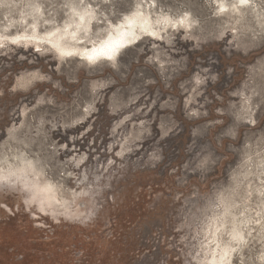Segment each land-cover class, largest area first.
Listing matches in <instances>:
<instances>
[{
    "label": "rangeland",
    "instance_id": "1",
    "mask_svg": "<svg viewBox=\"0 0 264 264\" xmlns=\"http://www.w3.org/2000/svg\"><path fill=\"white\" fill-rule=\"evenodd\" d=\"M44 2L65 18L64 0ZM146 2L201 23L192 30L173 26L168 42L146 37L121 54L118 72L103 65L78 69L75 61L61 66L28 48L0 56V150H11L14 130L24 125L38 167L59 181L53 185L69 209L94 205L80 180L86 169L98 168L111 183L87 223L78 212L73 223H55L19 195L0 192V264H191L218 196L236 185L233 213L254 223L233 264H258L264 177L257 178L255 161L247 179L249 166L237 165L244 142L264 133V34L251 16L222 32L203 0ZM130 7L127 0L105 4L117 17ZM193 72L209 79L207 88L195 84ZM247 93H259L258 107L230 139L228 105ZM41 119L50 136L36 139ZM148 128L151 135L138 138ZM126 142L133 151L118 155ZM84 155L88 163L77 167Z\"/></svg>",
    "mask_w": 264,
    "mask_h": 264
},
{
    "label": "clouds",
    "instance_id": "2",
    "mask_svg": "<svg viewBox=\"0 0 264 264\" xmlns=\"http://www.w3.org/2000/svg\"><path fill=\"white\" fill-rule=\"evenodd\" d=\"M127 2L131 7L117 17L105 8V4L111 3V0H64L61 10L65 18L61 20L60 13L54 15L47 10L44 0H0V56L14 55L19 49L28 48L43 57L54 58L61 66L75 61L78 69L87 70L103 65L118 72L121 67L119 57L126 49L136 46L146 37L168 42L176 23V18L169 12L154 10L153 5L146 0ZM203 3L210 8V14L220 21L218 27L222 32L231 29L233 22L239 23L240 18L251 16L256 28L264 34V0H203ZM200 23L199 19H195L194 26ZM176 27L179 28V25ZM191 78L198 86L207 88V77H200L193 72ZM48 79L51 80V77ZM217 81L213 78L210 82L215 85ZM258 95L247 93L241 98L240 104L229 103L227 115L230 122L227 127L233 130L230 139L239 136L240 125L250 122L253 109L258 107L254 103ZM38 125L41 131L33 133L36 139L48 134L43 119L38 121ZM51 128L55 131L56 125L52 124ZM151 133L152 129L148 128L138 138ZM10 139L11 150H0V192L19 195L27 208L52 218L55 223L61 220L73 223L72 212L85 215V223L87 216L93 220L96 218L101 207L98 201L111 187L110 180L98 168L86 169L80 175L83 186L89 191V198L94 202L93 207L87 211L69 209L58 192L53 195L55 191L50 185L59 181L38 167V155L33 154L34 141L30 142L26 138L24 125L15 129ZM242 149V158L237 167L249 166L243 179L253 174V161L260 171L257 178L264 177V133L255 140H246ZM132 151L126 142L118 155L123 156ZM213 155L209 152L210 164L215 163ZM163 158L160 151L156 163L159 164ZM87 163L88 157L84 155L80 157L77 167ZM231 177L233 173L229 174ZM237 187L228 194L221 193L218 196L213 206L216 215L211 225L198 234L202 238L198 239L191 254V264H233L236 254L247 247V236L251 235L248 229L254 221L244 218L243 212L239 216L233 213L237 207L232 202ZM260 195H264V192ZM184 239L181 237V242ZM256 260L258 264H264V251L257 255Z\"/></svg>",
    "mask_w": 264,
    "mask_h": 264
},
{
    "label": "bare ground",
    "instance_id": "3",
    "mask_svg": "<svg viewBox=\"0 0 264 264\" xmlns=\"http://www.w3.org/2000/svg\"><path fill=\"white\" fill-rule=\"evenodd\" d=\"M154 9V8H153ZM155 10V9H154ZM193 21H194V19L192 18V16L191 15H189V13L188 12H185L184 14H182V15H180L179 17H177V19H176V23L173 25V26H176V25H181V26H183L184 28H185V30L186 29H189V30H192L193 28H194V23H193ZM181 30V29H180ZM182 32V31H181ZM149 38H151V39H154V40H156V41H159V39H157L156 37H149ZM177 52V51H176ZM175 52V53H176ZM179 52V51H178ZM177 52V53H178ZM63 153V152H62ZM52 188H53V190L55 191L54 193H53V195H56L57 193L56 192H58L57 191V188L53 185V184H51L50 185ZM256 221V220H255Z\"/></svg>",
    "mask_w": 264,
    "mask_h": 264
}]
</instances>
